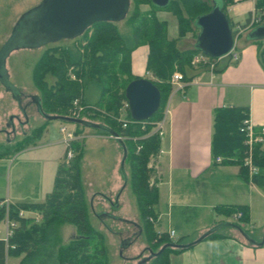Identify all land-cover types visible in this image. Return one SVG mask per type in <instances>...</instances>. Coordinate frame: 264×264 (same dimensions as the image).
I'll use <instances>...</instances> for the list:
<instances>
[{
	"label": "trees",
	"instance_id": "obj_1",
	"mask_svg": "<svg viewBox=\"0 0 264 264\" xmlns=\"http://www.w3.org/2000/svg\"><path fill=\"white\" fill-rule=\"evenodd\" d=\"M129 1L132 6L124 17L129 28L126 32L120 33L114 22H95L80 35V39L73 38L67 46H53L44 51L32 67L31 79L38 90L37 100L44 113L70 116L69 110L73 108V100H76L82 106L77 118L105 125L120 136L126 148L124 161L127 160L129 166V189L138 208L140 225L152 248L149 247L156 251L154 247L170 243L147 260V264H169V254L184 249L171 245L181 242L179 239L170 240L165 232L156 237L148 221V217L154 215L153 205L157 197L155 187L148 184L150 170L147 162L159 146V136L151 131L152 122L162 116L166 98L172 89L169 83L171 73L178 70L182 82L190 81L192 57L200 52L193 45L180 48L177 40L192 31L195 17L208 12L212 4L211 0H169L166 6L158 8L150 0ZM217 1L232 27L231 19L225 12L230 0ZM140 4L150 5L151 10L140 11ZM254 7H264V0H254ZM158 9L170 11L175 16L177 37H166V22L154 15L153 10ZM249 42L255 44L261 61L264 47L260 44L264 39ZM139 45L147 47L144 69L150 77L146 79L158 90L159 104L150 117L134 121L129 116L123 91L127 82L136 78L130 71V53ZM221 61L211 70L217 72L224 68L226 60ZM90 90L92 93H89ZM245 116V107L213 109L210 140L211 159L219 155L223 163L238 165V173L243 179H246V168L242 166L246 146L239 127ZM81 126L74 125L75 134L79 133ZM35 130L36 136L40 135L41 130ZM27 137L18 145L22 147L30 143ZM71 149L72 157L67 162L64 158L58 162L52 188L43 201L0 203V221L7 219L14 223L10 235L5 240L0 239V264H5L8 256H21L17 264H106L102 236L87 219V206L79 178V141H73ZM251 157L254 165L264 167V143L252 145ZM254 180L256 182V176ZM238 208L245 212L242 205L216 206L214 209L229 215ZM19 210L35 215H18ZM239 219L245 221L247 217L242 215ZM63 223L72 225L76 232L65 243L60 242L57 231ZM232 223L238 225L235 221ZM214 235L210 233L205 238Z\"/></svg>",
	"mask_w": 264,
	"mask_h": 264
},
{
	"label": "crops",
	"instance_id": "obj_2",
	"mask_svg": "<svg viewBox=\"0 0 264 264\" xmlns=\"http://www.w3.org/2000/svg\"><path fill=\"white\" fill-rule=\"evenodd\" d=\"M253 7L252 0H244L233 7L229 6L226 14L234 25L242 26ZM244 40L238 48V59L234 62H228L225 59L226 66L220 71L214 72L211 69L194 66L189 73L190 81L182 82L180 88L171 84L172 89L163 107V111L166 109L167 112L164 114L158 150L149 156L147 162L150 170L148 184L155 187L157 195L153 205L154 215L149 216L148 221L155 233L174 230L173 240L179 239L181 243L194 240L217 223L228 222V219L233 222L232 213L229 215L218 213L214 209L216 206H245V212L238 209L242 211V215H246L245 221L248 222L250 228L254 223L251 219L250 195L264 188V174H260L259 168L255 165L257 173L249 176L246 171V179H243L238 173V165L223 163L219 155L216 156L218 159L214 160L210 156L213 109L225 106L245 107L244 119L249 120L253 132L258 134L259 129L264 128V63L258 59L255 44L249 42L245 35ZM146 53L145 45H139L130 53V71L136 77L148 74L144 69ZM217 59L221 58H212V60ZM220 62L222 61H219V65ZM123 115L124 113L121 114L122 117ZM84 127L86 126H81L79 129L77 134L79 139ZM69 128L74 130L75 127ZM46 130L43 127L40 135L35 136L30 143L34 139L39 140L45 136ZM24 134L21 135L24 136ZM97 134L95 136L108 139L114 146V160L109 169L111 188L105 195L108 196L107 204L113 207L110 204L113 202L111 193L115 191L114 198L123 183L119 170L121 147L109 134ZM56 142L62 144L61 137ZM261 142L264 143V135ZM63 156L64 151L61 157L56 158V166ZM56 166L53 168L54 173ZM255 176L256 182L253 181ZM125 185L117 196L116 209L125 205L126 201L121 203ZM33 190L34 187L29 189L30 192L22 195L15 192L13 199L0 196V203L7 205L17 202L43 201L34 200L33 195L41 196L42 191L37 187L35 191ZM136 209L137 221L119 214H114V216L117 217V221L131 224L134 227L136 232L130 236L135 235L138 238L143 235L145 237L140 225L138 208ZM100 212L111 214L106 210H100ZM23 214L25 216L35 215L28 211ZM7 221V219L0 221L2 224L0 225V239L3 240H5ZM260 223H264V217ZM221 227L212 232L215 234L213 237H204L182 251L169 254V264H264V239L260 245H253L243 239L234 227L230 225ZM263 232L264 228L254 232L252 236L246 234L259 242ZM131 243L129 241L127 247ZM20 257L8 256L5 264H17Z\"/></svg>",
	"mask_w": 264,
	"mask_h": 264
},
{
	"label": "rangeland",
	"instance_id": "obj_3",
	"mask_svg": "<svg viewBox=\"0 0 264 264\" xmlns=\"http://www.w3.org/2000/svg\"><path fill=\"white\" fill-rule=\"evenodd\" d=\"M42 0H0V77L8 83V88L0 83V196L14 198V193L20 195L30 192L29 189L37 187L42 191L40 195H33L34 200H43L44 192L51 189L53 168H55V160L58 156H62L65 147L62 144H57L56 141L60 138L58 127L59 120H45L39 115L34 102L37 100L38 90L34 87L31 79V72L34 63L40 55L48 48L53 46H67L71 43V39H60L55 41H43L39 43H29L30 37L23 40V36L12 39V29L19 16L27 11L32 10ZM244 0L227 2L225 12L229 6L240 3ZM254 2V0H252ZM132 4L129 1L130 11ZM139 10L149 12L150 5L140 4ZM154 15L159 20L166 22V37L172 39L177 37V23L175 16L170 11L153 10ZM126 13V14H127ZM231 19V18H230ZM120 33L126 32L128 24L125 18L115 21ZM233 26H235L231 21ZM248 29L242 30L234 36L235 49L238 51L239 45L244 40V35ZM197 29L193 27L192 31L187 32L184 37L177 40L180 48L191 47L195 41ZM232 32V37H233ZM80 36L76 37L77 40ZM32 39V38H31ZM32 41H36L32 39ZM260 47H264V42H261ZM193 58V57H192ZM217 60H208V62L192 63L194 66H202L209 69L207 63H212L213 66L219 65ZM264 63V56L261 58ZM204 65V66H203ZM178 71V70H174ZM72 77V76H70ZM150 77L149 73L143 76ZM170 83V82H169ZM92 93V90L89 91ZM88 93V94H89ZM16 95V96H15ZM90 96V95H89ZM92 97V95H91ZM16 98H19L20 107L25 111L26 121L22 127L17 125L18 120H22L24 116L20 113ZM11 116L10 121L8 118ZM13 127V132L6 135L5 132L9 127ZM68 127H74L72 123H65ZM45 127V136L39 140L34 139L32 143L18 145L25 136L28 140L37 135V130L41 132ZM35 130V131H34ZM104 132V131H103ZM97 128L84 127L80 134L79 141L81 147V157L79 160V178L84 200L87 206V219L93 229L98 231L102 236V246L105 250L106 264H137L143 257L148 254L143 251L145 248L150 249V244L143 235L135 237V229L131 224L117 221L114 214L127 216L129 219L137 221V206L134 195L131 193L128 185L129 166L127 160L124 161V171L127 177V184L123 189L121 203L125 202L119 208L109 207L107 204L108 196H105L111 188L109 181V169L113 162L114 146L108 139L101 138L97 133H103ZM7 133V132H6ZM22 133L24 136H22ZM260 174H264V167L259 168ZM264 187V185H263ZM115 192V191H114ZM114 192L111 193L112 199ZM106 197V198H105ZM251 197V219L253 220L252 228L248 222L242 219L233 220L250 236L254 232L262 230L264 223L260 220L264 217V188L254 191ZM100 210H106L112 215L97 216ZM128 212V213H127ZM232 219V218H231ZM228 222H232L228 219ZM0 225H2L0 223ZM222 227H219L220 229ZM59 240L61 243L66 242L71 236H75L76 232L72 225L63 223L58 227ZM131 237V245L123 248L122 243H126ZM157 237V234H156ZM175 240V239H174ZM189 240V239H188ZM150 246V247H149ZM152 248V247H151ZM159 245L154 247L155 250ZM143 251V253H141ZM141 253L142 257L137 258V254ZM136 256V257H135ZM148 261L138 262V264H147Z\"/></svg>",
	"mask_w": 264,
	"mask_h": 264
},
{
	"label": "water",
	"instance_id": "obj_4",
	"mask_svg": "<svg viewBox=\"0 0 264 264\" xmlns=\"http://www.w3.org/2000/svg\"><path fill=\"white\" fill-rule=\"evenodd\" d=\"M168 1L169 0H150V2L158 8L166 6ZM211 4L212 7L208 12L198 15L193 20V26L197 29L193 47L205 56L220 58L227 54L233 47V37L229 22L225 13L220 8L219 1L211 0ZM128 9L129 0H42L41 3L32 10L19 16L12 29L11 40L20 37L21 32L24 41L26 38L30 37L29 43H39L43 41L56 42L60 39H73L80 36L95 22H115L122 20ZM31 38L36 41H32ZM245 38L247 40L264 39V22L250 28L246 32ZM0 83L4 84L7 88L9 87L3 77H0ZM123 94L129 116L134 121H141L150 117L159 104L158 90L144 77H136L128 81L124 87ZM16 102L20 113L25 117V111L20 107L19 98H16ZM34 104L39 115L46 120H59L64 123L80 124L86 127L97 128L114 137L119 143L121 147L119 170L123 183L114 196L115 200L110 203L113 207L117 206V196L126 183V174L123 170L126 148L119 136L110 128L100 123L70 116L48 115L41 110L38 100H36ZM10 119L11 116L8 120L10 121ZM106 214L109 215V213L100 212L97 216ZM224 225H230L237 229L242 238L250 244L260 245L264 239V232L261 240L257 242L241 230L238 225L231 222H220L207 229L192 241L171 245L186 249ZM128 243L129 241L127 240L126 243H122L121 245L125 248L129 245ZM167 244L161 245L156 251L147 249L148 255L138 262H144L149 260L152 256H156Z\"/></svg>",
	"mask_w": 264,
	"mask_h": 264
},
{
	"label": "built area",
	"instance_id": "obj_5",
	"mask_svg": "<svg viewBox=\"0 0 264 264\" xmlns=\"http://www.w3.org/2000/svg\"><path fill=\"white\" fill-rule=\"evenodd\" d=\"M232 1L236 2L237 0H232ZM263 21H264V7H262V8L253 7L250 11V14H249L246 22L242 26L235 25L233 27V31L236 30L233 34V47L231 48V50L227 54H225L224 56H222L220 58L226 59L228 62L236 61L239 57V52L235 49L236 39L234 38V36L237 35L238 33H241L242 30L250 29L253 26L262 23ZM208 60H210V59L208 57H206L205 55H203L201 53H197L193 56L191 62L192 63H198V62L206 63V62H208ZM207 64L209 66V69H211L213 66L212 63H207ZM169 82H170V84L180 88L182 85L181 73L179 71H173L170 75ZM72 104H73V108H71L69 110V115H70V117H76L77 118L79 111L82 109V106H80L76 102V100H73ZM166 112H167L166 109H164V111L162 110L161 118L152 122L153 127H152L151 131L156 132L159 137L162 135L163 119H164V114ZM129 121H131V120H129ZM124 123H125V121H123L122 126L125 125ZM58 131L60 133L61 142L65 147L63 158H64V161L67 162L73 155V151L71 149V143L73 141H77L79 139V136L74 133L73 128H69L65 123H61L59 125ZM239 131L241 133H243V135H244V144L246 146V152H245L244 157L242 158V166H244L246 168L248 175L252 176V175H255L257 173V168L251 161V148H252V144L254 142H261L262 141V138L264 135V128L263 127L260 128L258 131L259 132L258 134L254 133L253 129H252V125L250 124L249 120L247 118H245L241 122V125L239 127ZM216 159H218V158H216ZM4 205H6V203ZM23 212H24L23 210H19L18 215H22ZM231 216L234 220H237L242 216V211L240 209H235L232 212ZM13 225H14V223L7 221L4 239H6L10 235L11 227ZM165 233H166V236L170 240L173 241L174 230L169 229ZM156 234H157V236H159L161 234V232H158Z\"/></svg>",
	"mask_w": 264,
	"mask_h": 264
},
{
	"label": "flooded vegetation",
	"instance_id": "obj_6",
	"mask_svg": "<svg viewBox=\"0 0 264 264\" xmlns=\"http://www.w3.org/2000/svg\"><path fill=\"white\" fill-rule=\"evenodd\" d=\"M16 121H17V125L19 126V127H22L23 125H24V123L25 122H27L26 121V119H25V117L23 118V121L22 120H18V119H16ZM10 126H6V127H9V130H7L6 132H5V134L6 135H8V134H10V133H12L13 132V127L11 126V124H9ZM22 134H24V133H22ZM128 241H131V237H129L128 239H127ZM147 249H149V248H144L143 249V251H146L147 252V254H148V250ZM151 250V249H150ZM143 251L141 252V253H143ZM152 251V250H151ZM141 253H139V254H137V258H139V257H142V255H141ZM136 257V256H135Z\"/></svg>",
	"mask_w": 264,
	"mask_h": 264
},
{
	"label": "bare ground",
	"instance_id": "obj_7",
	"mask_svg": "<svg viewBox=\"0 0 264 264\" xmlns=\"http://www.w3.org/2000/svg\"><path fill=\"white\" fill-rule=\"evenodd\" d=\"M120 137V136H119Z\"/></svg>",
	"mask_w": 264,
	"mask_h": 264
}]
</instances>
